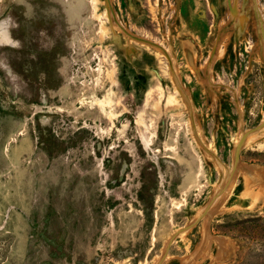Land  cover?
Wrapping results in <instances>:
<instances>
[{"label":"rangeland","instance_id":"rangeland-1","mask_svg":"<svg viewBox=\"0 0 264 264\" xmlns=\"http://www.w3.org/2000/svg\"><path fill=\"white\" fill-rule=\"evenodd\" d=\"M263 121L264 0H0V264H157ZM238 159L159 264H264Z\"/></svg>","mask_w":264,"mask_h":264},{"label":"bare ground","instance_id":"bare-ground-1","mask_svg":"<svg viewBox=\"0 0 264 264\" xmlns=\"http://www.w3.org/2000/svg\"><path fill=\"white\" fill-rule=\"evenodd\" d=\"M184 94V93H183ZM186 99V98H185ZM264 122V121H263ZM262 130H264V125H263V127H261L260 129H257V130H255V131H253V130H248V131H245V132H243L242 134H241V138H240V140H239V144H237V146H236V151H235V157H236V155H237V150L239 149V146H240V144H241V141H243V139H244V142H243V145L245 144V143H248L251 139H255V137L258 135V133H259V131H262ZM246 133H248L247 134V136H246ZM245 137V138H244ZM243 145H242V147H243ZM241 147V148H242ZM235 167H234V170H233V173H231L230 174V172H228L227 174H226V176H225V179L223 180V182H222V184H221V186H220V188H219V190H217V192L215 193V195L212 197V199L211 200H209V203H208V205H207V207L205 208V211H203L204 213H201L202 215H199V217L197 218V221H198V219L200 218V217H203V218H205V219H207V218H211L213 215H214V213H216L217 212V210H219V207H220V204H222L223 203V201H222V198H225V197H227V194H228V192L231 190V183H232V181H233V177L235 176V174H234V171H235V169H237V171L239 170V169H241V168H243L245 165L244 164H242L241 162H239L238 160H237V158H236V163H235ZM236 173V172H235ZM233 174H234V176H233ZM197 221H195L194 223H192V224H190L189 226H187V228L186 229H183V230H181V231H179V232H177L175 235H177V236H179L180 234H182V233H184L185 231H187V230H189V229H191V228H193V226L195 225V223H197ZM209 232H207L206 234H205V241H209L210 239H213V240H215L216 242L218 241V239L215 237V236H212V235H210V234H208ZM171 239L172 238H170V240H169V243H168V245H167V248L169 247V245H171ZM204 241V242H205ZM165 248V247H164ZM167 248L166 249H164V254H163V258L166 256V250H167ZM162 257H161V259L160 260H158V263L157 264H159L161 261H162V259H163Z\"/></svg>","mask_w":264,"mask_h":264},{"label":"water","instance_id":"water-1","mask_svg":"<svg viewBox=\"0 0 264 264\" xmlns=\"http://www.w3.org/2000/svg\"><path fill=\"white\" fill-rule=\"evenodd\" d=\"M137 39H138V40H142V39H140V38H137ZM142 41H145V40L143 39ZM263 125H264V122H261L256 128L251 129V130L255 131V130H257V129H260L261 127H263ZM247 134H248V133H246V136H247ZM244 138H245V137H244ZM243 142H244V139H243V141H241V144H240V146H239V149L237 150L236 158H237L238 161H239V159H238V152L240 151V149H241V147H242V145H243ZM196 224H197V223H195L194 226H196ZM194 226H193V227H194ZM177 235H178V234H177ZM177 235H174V236L172 237L171 242H173V241L178 237Z\"/></svg>","mask_w":264,"mask_h":264}]
</instances>
